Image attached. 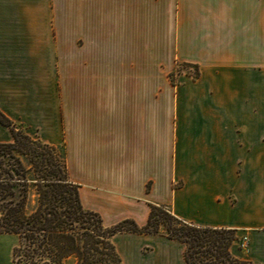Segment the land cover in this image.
Returning <instances> with one entry per match:
<instances>
[{
  "label": "crops",
  "instance_id": "0c3cea01",
  "mask_svg": "<svg viewBox=\"0 0 264 264\" xmlns=\"http://www.w3.org/2000/svg\"><path fill=\"white\" fill-rule=\"evenodd\" d=\"M176 59L198 74L173 84ZM0 109L64 148L106 226L165 204L264 264V0H0ZM112 240L124 264H188L165 233Z\"/></svg>",
  "mask_w": 264,
  "mask_h": 264
},
{
  "label": "trees",
  "instance_id": "16d2710c",
  "mask_svg": "<svg viewBox=\"0 0 264 264\" xmlns=\"http://www.w3.org/2000/svg\"><path fill=\"white\" fill-rule=\"evenodd\" d=\"M13 141L0 142V233H15V264H124L112 237L121 231L165 233L185 243L188 264H256L234 256V228L199 226L165 204H152L146 224L126 218L106 226L86 209L69 175L65 150L30 135L0 109ZM36 206L27 209L33 195Z\"/></svg>",
  "mask_w": 264,
  "mask_h": 264
},
{
  "label": "rangeland",
  "instance_id": "374dc122",
  "mask_svg": "<svg viewBox=\"0 0 264 264\" xmlns=\"http://www.w3.org/2000/svg\"><path fill=\"white\" fill-rule=\"evenodd\" d=\"M174 62H175L174 67H173L171 73L169 74L170 80L172 81L173 84H176L178 82L177 79L183 73H186L187 75L196 76L199 72L198 67L192 62L180 61L179 59H176ZM59 148L61 150H63L62 146H59ZM36 203H37V197L34 194L31 197V200L28 204L27 209L30 211L31 209H33L36 206ZM0 236H1V234H0ZM6 237H8V238L10 237L9 242H8L9 247L4 250V253L5 254L9 253V255H10V263L9 264H15L13 261V252H14L15 246L20 243L21 239H20V236L18 234H15V233L7 234ZM1 244L7 245V241L5 239H2Z\"/></svg>",
  "mask_w": 264,
  "mask_h": 264
},
{
  "label": "built area",
  "instance_id": "2783aa9c",
  "mask_svg": "<svg viewBox=\"0 0 264 264\" xmlns=\"http://www.w3.org/2000/svg\"><path fill=\"white\" fill-rule=\"evenodd\" d=\"M248 241V237L245 235L242 239H241V244L245 245Z\"/></svg>",
  "mask_w": 264,
  "mask_h": 264
}]
</instances>
